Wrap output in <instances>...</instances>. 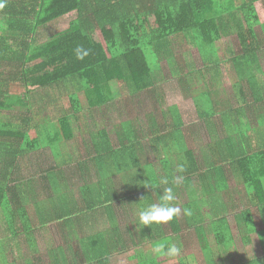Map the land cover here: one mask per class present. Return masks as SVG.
I'll return each instance as SVG.
<instances>
[{
  "label": "trees",
  "instance_id": "1",
  "mask_svg": "<svg viewBox=\"0 0 264 264\" xmlns=\"http://www.w3.org/2000/svg\"><path fill=\"white\" fill-rule=\"evenodd\" d=\"M257 2L264 6V0H5L0 9V65L12 70L5 79L0 78V215L10 236L7 238L5 229L0 264H15L5 246H24L30 253L28 262L33 264H108L119 252L120 246L112 240L120 232L112 227L82 238L79 252L70 247L67 253L52 246L39 255L41 232L61 219L54 208L43 207V200L50 203L43 196L55 187V168L71 158L61 147L75 141V131L85 145L79 168L90 163L100 178L94 187L101 196L97 193L94 205L87 202L89 209L111 203L113 188L120 185L121 198L115 201L122 199L137 210L158 202L163 188L173 186L174 203L181 214L149 227L135 218L133 233L138 240L163 239L166 225L176 236L193 225L196 239L205 237L203 224L211 215L217 246L228 245L233 237L227 214L233 210L242 241L249 244L250 235L257 234L261 252L258 258L252 255L250 243L244 249L247 260L238 264H264V227L256 228L257 221L264 226V91L249 72L256 53L264 49L254 28L259 23ZM64 19H69L65 31L34 46L41 31ZM231 31L236 33L239 51L227 62L241 77L233 85L234 97L254 117L253 130L235 125L228 112L214 118L210 92L219 82L213 70L221 62L216 42L222 33ZM186 37L197 48L202 62L199 69H188L176 56L178 65H174L171 49ZM78 45L90 50L83 60L76 59ZM165 68L179 73L176 83L189 96L196 101L206 98L208 110L197 113L200 125L196 129H189L181 112L166 104L164 87L170 79ZM117 84L120 89L115 91L112 85ZM64 98L68 99L66 107L61 103ZM49 108L55 111L53 116L44 113ZM113 113L122 115L119 124L108 118ZM204 136L208 140L207 152H200L202 162L192 149L196 138L202 141ZM186 138L192 149L185 146ZM174 157L185 167L178 184L179 173L167 167ZM152 159L168 170L164 177L154 175ZM205 161L208 165L204 167ZM118 177L122 182L115 183ZM165 177L169 185L160 184ZM107 178L112 182L110 200L105 188L102 192ZM232 179L235 197L228 193ZM234 184L241 188L238 203ZM198 188L204 194L201 199ZM224 192L228 202L218 196ZM204 207L211 213L206 214ZM184 209L191 215H185ZM16 222L21 226L15 229ZM208 250L207 256H213L208 260L216 264L213 258L221 259V254L216 247ZM137 264L149 263L140 260Z\"/></svg>",
  "mask_w": 264,
  "mask_h": 264
},
{
  "label": "rangeland",
  "instance_id": "2",
  "mask_svg": "<svg viewBox=\"0 0 264 264\" xmlns=\"http://www.w3.org/2000/svg\"><path fill=\"white\" fill-rule=\"evenodd\" d=\"M255 9H256V12L259 18V23L256 24L254 28L259 38H261L262 42H264V27H263L264 6L261 3L257 2L255 4ZM68 20L64 19L61 22L51 25L48 29L41 31L40 34L37 35V43L34 46H38V45H41L42 43H46L50 41L52 38H54L58 33L65 31L69 26ZM216 46L221 56L220 57L221 62L217 64V66L214 67L213 71L217 72L216 77L219 82L217 83L214 90H212L211 92L209 91L210 96L215 106L214 118L215 120H217L219 114L228 112V113H231L232 120L235 125H239V126L248 125L253 130L256 127V122H255L254 117L251 116L248 112L243 111L242 107H239V104L236 102L235 97H234V92H233L234 86L233 85L236 82H240L238 81V78H241V77H237V74L231 70V67L227 62L228 60L230 62V58L232 59L235 56V54H237L239 51L237 39H236V33L232 31L227 35H225V33L224 34L222 33L220 41L216 42ZM171 52L173 53V56L176 62L174 65H178V60L176 58L178 57L179 60L181 59L182 62L186 64L187 68L190 70H193L195 68L199 69L202 67V62L198 55L197 48L188 39V37L180 39L178 43H176V45L172 47ZM256 55H257L256 62L253 61L252 63L249 64V72L255 76V79L258 81L259 85L262 87V90L264 91V49L262 51H258ZM11 70L12 69L5 64L0 65V72H1L0 78L5 79L4 77H7L8 74L11 72ZM166 71H167L166 76L168 79H170L169 82L165 83L167 85L164 87V94H165V98L167 102L166 104H168L169 106H175L181 112V115L185 121V124L187 125L189 129H196L200 125L199 123L200 119L197 113L201 110H208V107H205L208 104L206 101V98L201 96L197 99V101L201 105L199 106L197 104V101L193 97L187 94L188 91L186 90L184 91L177 85L176 82H177V79L179 78V73L172 74L170 71L168 72V70H166L165 68V72ZM242 81H245V79H243ZM112 86H113V90L115 91L120 89V86L118 84L112 85ZM64 93L65 92L61 94L64 96L65 95ZM59 95L60 93L57 96L59 97ZM61 103L65 107L68 106V99L64 98L61 101ZM201 107H204V108H201ZM262 110L264 111V104H263ZM44 113L48 114L49 116H53L55 111L49 108L48 111ZM1 114L5 115L6 117L9 116L7 111H2ZM108 116H110L108 118H112L113 122L116 124H119L120 121L123 120L122 115L115 116V114L113 113V114H109ZM252 130L250 131L249 134H251ZM78 137H79V134L77 131H75V140ZM207 140L208 138L206 136H204V140L202 141L200 140L201 141V143L199 144L200 148L201 147L205 148V143ZM73 142L74 141H71L70 143H73ZM68 153L70 155L72 153L70 148H68ZM64 157H65V154L60 157V161H63ZM207 165L208 163L205 161L203 166L205 167ZM211 181L213 182V180ZM232 182H235V181H233V179L229 181L230 192L228 193L234 196ZM197 196L202 198L200 189L197 192ZM218 196L220 197L222 196V200L225 202H228L229 200L226 192L221 193V194L218 193ZM203 211L206 214L211 213L210 210L206 207L203 208ZM233 213L234 211L231 210L227 214V219L230 222V226L232 230V237H233L232 242L233 243H230L228 245L223 244L221 246H217L215 234H213L211 230L212 217L210 215L207 219H205V223L203 224L206 230L205 237H199V239H196L195 230L197 227L191 226L181 235H177V236L175 235L174 238L173 236H165L163 239L161 238L162 239L161 240V239H157V237L155 239L154 237L153 238L151 237V240L148 243V246L143 248L144 249L143 253H150L152 251L148 255H152V256L156 255L158 257H161L164 254L161 251L157 250L158 249L157 246L153 247V244L150 245V243L159 244L161 242V244L167 245L170 242H178L180 247L182 248V252L180 256L177 257L176 259L185 260L187 264H205V263L213 264L211 263L210 260H208V259H212L213 256L208 257L207 255L209 254L208 249L210 248L211 250L214 251L215 247L217 248L218 253L221 254L220 255L221 259H218L217 257L213 258L216 264H221V263L238 264L242 262V258H245V260H247V258L244 256V249L247 248V245L251 243L250 252L252 255H255V257L258 258L261 255V252H260V243H259L257 234L253 233L250 235L249 244L242 241L241 237L243 235L236 230L235 220L232 218ZM263 227H264L263 223H261L260 221H257L256 228L258 230H262ZM5 228H6V224L0 215V240L2 239L3 230ZM53 229H54V226L50 227L48 232H46V230L41 232L39 241H38L39 255L44 254L47 247L48 248L52 247V246H49L50 243L51 245L55 246L57 238L55 237ZM166 229H167V225L165 227V233L167 234ZM242 232L244 231L242 230ZM84 234H85L84 232H77V236H75V238H72V239H78L79 241L81 240V236H83ZM170 234L171 233L169 232V235ZM68 235L69 234H67V236ZM41 236H43V238H41ZM90 237L91 235H88L87 239H89ZM125 237H124L125 239H128V238L136 239L134 233H130V231L129 233L125 235ZM59 241H61V239ZM6 244L7 243H5V245ZM5 248L8 253L9 260H14L15 264H33L31 263V261L30 263L28 262L30 253L26 250L24 246L21 245V247L18 248L19 250L15 247L7 248V246H5ZM122 248L123 247H120V249ZM138 248L140 247H137V249ZM128 249H129V252L125 255L134 253L136 250V247L129 246ZM42 257L45 259L44 255ZM204 260L206 262H204ZM118 262H121V263H118ZM113 264H123V263L122 261H117L116 263H113ZM125 264H128V263L125 262Z\"/></svg>",
  "mask_w": 264,
  "mask_h": 264
},
{
  "label": "crops",
  "instance_id": "3",
  "mask_svg": "<svg viewBox=\"0 0 264 264\" xmlns=\"http://www.w3.org/2000/svg\"><path fill=\"white\" fill-rule=\"evenodd\" d=\"M261 113L264 114V111L261 110ZM78 140H79V137L72 143V144H75V147L72 144H65V145L63 144V146L61 147L62 149L61 152L63 153H64V147L67 151H68V148L71 149L72 151L70 155L71 158L66 159L65 163L61 164V167L55 168V174L58 173L56 177L57 178L56 182L55 183L53 182V185H52L55 187L53 189H50V193L47 196H43V199L48 197L50 201V203L48 204L46 200H43V207L54 208L56 211L57 219L61 218V219H58L53 225L54 234H55V237L57 238V240L55 239L56 240L55 246L64 248L67 253L70 251V247H72V249L74 250L72 252H75V251L79 252L80 245L82 244L81 240L78 241V239H72V238H75V236H77V232L85 233L83 236H81V239H82L84 237H87L88 235L92 236L99 232L111 231L113 227L115 228V230H119L120 233H119V236L114 235L115 240H112V241L115 244L118 243L120 247H125V249L124 250L119 249V252L113 255V257L109 259L108 264H113V263H116L117 261H122L123 264H125V262H127L128 264H137L140 262V260L142 262L149 263V264H187L185 260L169 258L165 255L161 257H158L156 255H153V256L148 255L152 251L150 253H143V250H144L143 248L148 246V243L141 242L137 238L136 239H133V238L125 239L126 238L125 235L129 233V231L130 233L134 232L133 222L135 218L138 217L137 215L138 210L136 209L135 206H131L126 201H123V202L122 200L115 201L116 198H121V193H118V190L121 189V185L118 188L116 187L113 188L115 189V191L112 194V198H114V200L111 203L109 201V203H106V205H103V206L101 205L98 208H96L97 210L94 207L89 209L88 204L92 203L94 205L96 200L94 202L93 200L95 198L97 199L98 196L100 195L99 192H96L97 189H95L94 187V185L100 180V178L95 175V167L91 166L90 163L85 164L84 169L79 168L80 167L79 162L81 161L80 158L83 154L82 153L80 155V153L83 151L82 147H84L85 145L80 140L79 141ZM200 140H201L200 138L199 139L196 138L193 144V146L195 147L194 149H192V145L190 141L188 140V138H186V141H185V146L188 149L193 150L195 157L198 161H201L202 159H204L202 155L200 154V152L206 151V147L200 148L199 146V144L201 143ZM76 147L80 149L78 150L76 149ZM41 151H44V150L41 149ZM65 156L67 158L68 153L65 154ZM78 160L80 161L78 162ZM204 160H202V162ZM151 162H152V165L154 166V169H153L154 175H158L159 177H164V174L167 173L168 170L164 171L163 169H161L162 166L160 165L159 162H157L156 159H152ZM180 162L181 160L174 157L170 161V163L167 165V167L172 168L173 173H174L175 170H177V165L181 164ZM178 173H179L178 176H181L180 172ZM42 179H43V176H42ZM114 180H115V183L119 182V180H121V177L115 178ZM111 183L112 182L110 181V178H107L106 185L105 186L104 184L102 185V192L105 188L106 189L105 195L108 198H109V188H111ZM181 186H183V184ZM195 187H196L195 188L196 190L197 189L196 184H195ZM234 187L237 192L235 202L238 203V200H239L238 191L241 188L238 187L236 184H234ZM46 192L47 191L45 190L44 195L46 194ZM97 193L99 195H97ZM201 195L202 196L204 195L202 190H201ZM183 196L184 198L186 197L185 193L183 194ZM198 198L201 199L200 197ZM15 225H16L15 229L21 226L19 222H16ZM191 226L193 225H190V227ZM5 229L7 230V238H9L10 234L8 233L9 228L7 227V225ZM5 229L3 230V232L5 231ZM48 230L49 229H47L46 232H48ZM169 232L170 230L167 226L166 236H173L174 238L175 235H173L171 232H170L171 234L169 235ZM67 234L69 235L67 236ZM120 235L122 237H120ZM60 239L61 241H59ZM122 240L124 241V244L120 245V241ZM230 243H233V242L230 240L229 244ZM152 244H153V247H156V246L159 247V245H161V242L159 244L150 243V245ZM49 246H54V245H51L50 243ZM129 246L136 247V250L132 254L125 255L129 252V249H128ZM137 247H140V248L137 249ZM245 261H246L245 258H242V262H245ZM118 263H121V262H118Z\"/></svg>",
  "mask_w": 264,
  "mask_h": 264
},
{
  "label": "clouds",
  "instance_id": "4",
  "mask_svg": "<svg viewBox=\"0 0 264 264\" xmlns=\"http://www.w3.org/2000/svg\"><path fill=\"white\" fill-rule=\"evenodd\" d=\"M5 7V0H0V9ZM75 55L77 60H83L89 55L88 49H85L83 46H77L75 48ZM177 171L183 173L185 171L184 165L178 164ZM182 180V176L175 178V183L178 184ZM160 184L169 185V180L161 178ZM159 200L156 203L147 205L138 209V222L143 226H150L152 224H165L172 221L175 217L179 216L182 212V209L174 203L176 196L173 186H166L158 194ZM183 213L185 215H191V211L184 209ZM158 251H161L165 256L169 258H177L182 252L178 242H170L167 245H159Z\"/></svg>",
  "mask_w": 264,
  "mask_h": 264
}]
</instances>
